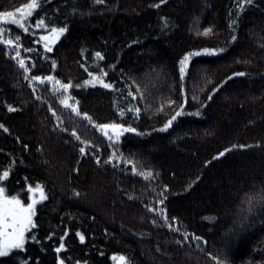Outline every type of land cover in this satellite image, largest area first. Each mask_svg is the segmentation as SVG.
I'll list each match as a JSON object with an SVG mask.
<instances>
[{"label":"trees","instance_id":"trees-1","mask_svg":"<svg viewBox=\"0 0 264 264\" xmlns=\"http://www.w3.org/2000/svg\"><path fill=\"white\" fill-rule=\"evenodd\" d=\"M28 2L0 0V11ZM158 3L41 0L38 15L27 18L28 32L0 22V124L8 129L0 128V174L11 166L0 186L25 201L28 186L39 183L47 196L33 218L39 243L26 241L28 264H58V257L65 264H116L118 257L127 264H217L213 256L264 264V210L243 221L240 212L245 193L264 189V0L243 9L238 0H166L153 7ZM41 17L68 26L51 51L40 39L47 30L34 27ZM16 35L20 57L15 44L2 42ZM203 48L225 51L209 55ZM196 51L181 78L179 61ZM101 69L113 88L83 83ZM239 72L247 75H232ZM57 80L71 86L60 89ZM64 98L94 123L62 104ZM113 122L137 132L117 139L109 129V140L96 125ZM240 144L249 147L233 148ZM148 171L147 179L140 175ZM65 232L66 248L57 253Z\"/></svg>","mask_w":264,"mask_h":264},{"label":"snow or ice","instance_id":"snow-or-ice-1","mask_svg":"<svg viewBox=\"0 0 264 264\" xmlns=\"http://www.w3.org/2000/svg\"><path fill=\"white\" fill-rule=\"evenodd\" d=\"M104 0H94L95 4H103ZM166 0H159L158 4H154L153 7H159L161 4H164ZM254 3V0H238L237 7L240 9H243L245 5L251 6ZM41 0H29L28 3L22 5L21 7L16 8L14 11H0V22L3 21H10L12 24L18 25L20 29H22L24 32H28L29 28L27 26L29 17L33 16L34 11L37 12L41 8ZM16 13H20L19 17H17ZM234 16H239L240 13H234ZM231 18V17H230ZM237 24L236 19H232V23L230 27H235ZM35 28L38 29H45L47 30L46 34L41 35L40 39L44 41V48L48 51H51V44H54L57 40L60 39V37L68 31V26L65 24L63 26H57V24L54 21H47L46 19L41 17L36 20V23L34 25ZM3 29L0 28V33H3ZM211 32L210 28H204L203 34L207 35ZM236 35H231V40L236 41L237 40ZM21 40L20 35H16L14 39H4L2 42L6 45H12L15 44L16 46V57H20L19 48L22 46L18 41ZM25 51H32V49L25 48ZM205 54L209 55H215L218 52L225 51L224 48H203L201 50ZM200 51L196 52H188L184 55V57L179 61L180 63V77L183 78L185 75V66L188 62V60L192 56L200 55ZM95 56L99 59L103 60V56L100 52H96ZM19 66L24 69L25 72H28L29 69L25 66V60L23 58H20L18 60ZM53 67H55V61H53ZM88 75L91 77V79L85 80L83 83L85 85L87 84H93V83H99L104 88L109 89L113 88L114 85L108 82H105L103 79L104 76L107 75L106 72H104L102 69L99 71V74L97 72H89ZM233 76H245L247 75L244 72L239 73H233ZM32 80L35 81H42V77L39 75H34L31 77ZM44 80H54L52 76L44 77ZM56 84L59 85L60 89L67 90L71 85L70 83H62L60 81H54ZM76 87H81V85L77 84ZM216 89H214L215 91ZM131 95V93H129ZM209 99L212 97L209 96ZM61 103L65 106L72 107V110L76 112L77 115H83L84 117L88 118L90 122L91 117L88 116L87 113H80L77 108L68 105L67 98H64L61 100ZM169 104L173 103V101L169 100ZM180 108H183V105L180 106ZM9 111H14L15 109L12 107V105H8ZM130 111H133L135 113H139L141 110L139 108H133L129 109ZM120 116L123 117L125 114V110L123 108L119 109ZM200 113L197 112L196 115H199ZM181 115V111H177L175 115H172L170 118L167 119L166 123H164L163 127L160 129L161 131L167 130L173 123L174 120H176L177 116ZM96 127L104 133L105 136L108 137L109 140L113 139L112 135H109L108 130L111 129L112 133L115 135L117 139L126 132L129 133H136L137 129L135 127H132L130 124L125 125L124 123H104V124H98ZM0 128H3L4 131H8V129L4 126V124H0ZM73 135H75V138L77 140H80V137L75 134V130H73ZM142 135V133H141ZM85 144L90 143L89 141H84ZM27 147V145H25ZM239 147L241 149L249 147L246 144H240V145H233V148ZM79 151L83 154L85 153V148L81 147ZM230 150L228 148H225L224 151L218 152L217 157H222L225 155L226 152H229ZM112 157H109V160H111ZM99 156H97V163H99ZM107 162V161H106ZM130 163V162H129ZM207 163V162H206ZM10 169L4 170L2 174H0V182L6 181V179L10 175ZM133 171H136L135 168L132 169ZM141 176H144L146 179L150 176H152V172L148 171L147 173H140ZM197 180L200 179V176H197ZM195 183V181L193 182ZM165 188L168 187V185L164 186ZM188 187H191V184L188 185ZM31 194V195H29ZM38 194V195H37ZM25 196H27L28 200L30 202L25 203L24 200L21 199L20 193L17 194H9L8 190L5 186H0V258H8L11 260L14 257H19L18 264H28V260L25 258L27 255V249H26V241L28 240L29 236L33 242L39 243V239L37 235L32 234L33 229H36L37 224L36 221L33 219L36 216V206L41 201L46 200L47 196L44 193V188L42 185L37 183L35 188H33L31 185L28 186L27 193H25ZM159 203L163 204L164 201L161 200ZM242 205L246 207H241V221L248 219L251 215L255 214L258 210H264V189H260L255 193H245L244 198H242L241 201ZM151 211H157L155 208H151ZM161 212V215L164 217L165 223L168 222V216L165 214L163 209H159ZM173 220L176 219V217H172ZM205 219H209V217H205ZM153 223L155 224L156 221L153 220ZM169 227H171V224H168ZM179 231V229H176ZM28 234V235H26ZM77 235L80 238V241L83 242L85 237L83 234L77 232ZM67 236V232H65L64 236L60 237V243L59 246L55 249L57 253H60L61 250L66 248V244L64 243V237ZM187 238V237H185ZM196 239H202V237H196ZM209 255H212L209 253ZM58 259V264H65L64 259ZM122 261H125V264H127V260L125 257L120 258ZM213 260L217 261V264H227V256H225L223 259L218 258L217 256H213ZM76 264H82L81 261H76ZM86 264V262H84Z\"/></svg>","mask_w":264,"mask_h":264},{"label":"rangeland","instance_id":"rangeland-1","mask_svg":"<svg viewBox=\"0 0 264 264\" xmlns=\"http://www.w3.org/2000/svg\"><path fill=\"white\" fill-rule=\"evenodd\" d=\"M16 15H17V17H19V15H20V13H16ZM1 23H3V24H5V23H8V24H11V22L10 21H3V22H1ZM198 56V55H197ZM190 60V59H189ZM189 60H188V62H189ZM188 64V63H187ZM180 69V68H179ZM29 195H31V194H29ZM38 195V194H37ZM25 203H28V202H30L29 200H28V198L24 201Z\"/></svg>","mask_w":264,"mask_h":264},{"label":"water","instance_id":"water-1","mask_svg":"<svg viewBox=\"0 0 264 264\" xmlns=\"http://www.w3.org/2000/svg\"><path fill=\"white\" fill-rule=\"evenodd\" d=\"M120 258H121V257H118V258H117V260L115 261L116 264H122V263L124 262V261H122Z\"/></svg>","mask_w":264,"mask_h":264}]
</instances>
